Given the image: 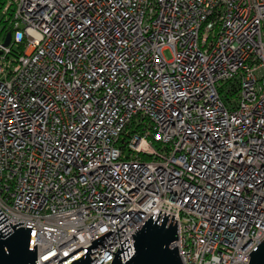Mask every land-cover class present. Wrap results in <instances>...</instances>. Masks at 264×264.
<instances>
[{
  "label": "built area",
  "instance_id": "1",
  "mask_svg": "<svg viewBox=\"0 0 264 264\" xmlns=\"http://www.w3.org/2000/svg\"><path fill=\"white\" fill-rule=\"evenodd\" d=\"M159 210L183 264L264 238V0H0V211L37 264Z\"/></svg>",
  "mask_w": 264,
  "mask_h": 264
},
{
  "label": "water",
  "instance_id": "2",
  "mask_svg": "<svg viewBox=\"0 0 264 264\" xmlns=\"http://www.w3.org/2000/svg\"><path fill=\"white\" fill-rule=\"evenodd\" d=\"M9 38L10 34L7 33L3 43L7 44ZM160 211L155 219L152 218V213L130 233L133 239L131 243H128L127 237L120 242L115 223L119 240L115 252L101 243L103 237L110 232L108 230L90 241V245L58 264H92L89 248L97 246V243L114 254L110 264H183L177 247L173 244L177 239L176 220L172 221V214L168 220V213L165 215V212L159 220ZM23 223L18 221L11 225L0 211V264H37L36 244L32 245L34 227H15ZM248 254L247 264H264V238Z\"/></svg>",
  "mask_w": 264,
  "mask_h": 264
},
{
  "label": "rangeland",
  "instance_id": "3",
  "mask_svg": "<svg viewBox=\"0 0 264 264\" xmlns=\"http://www.w3.org/2000/svg\"><path fill=\"white\" fill-rule=\"evenodd\" d=\"M163 54L165 55L166 58L170 57V51L168 49L163 50Z\"/></svg>",
  "mask_w": 264,
  "mask_h": 264
},
{
  "label": "bare ground",
  "instance_id": "4",
  "mask_svg": "<svg viewBox=\"0 0 264 264\" xmlns=\"http://www.w3.org/2000/svg\"><path fill=\"white\" fill-rule=\"evenodd\" d=\"M147 176V175H146Z\"/></svg>",
  "mask_w": 264,
  "mask_h": 264
}]
</instances>
